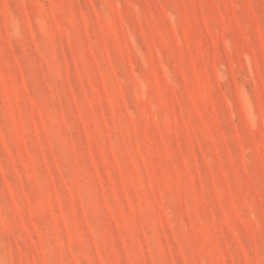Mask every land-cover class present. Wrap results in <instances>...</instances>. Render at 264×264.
Listing matches in <instances>:
<instances>
[{
    "label": "rangeland",
    "instance_id": "obj_1",
    "mask_svg": "<svg viewBox=\"0 0 264 264\" xmlns=\"http://www.w3.org/2000/svg\"><path fill=\"white\" fill-rule=\"evenodd\" d=\"M0 264H264V0H0Z\"/></svg>",
    "mask_w": 264,
    "mask_h": 264
}]
</instances>
